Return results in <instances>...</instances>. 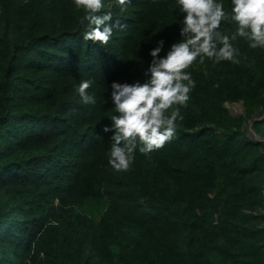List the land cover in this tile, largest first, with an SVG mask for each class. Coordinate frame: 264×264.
<instances>
[{
  "label": "trees",
  "instance_id": "trees-1",
  "mask_svg": "<svg viewBox=\"0 0 264 264\" xmlns=\"http://www.w3.org/2000/svg\"><path fill=\"white\" fill-rule=\"evenodd\" d=\"M105 2L106 45L84 38L73 0H0V264H264V141L245 128L264 108V48L238 37V62H194L174 138L117 171L109 85L144 79L181 20L175 0ZM89 78L96 104L77 91ZM252 125L263 138L264 119ZM89 201L101 219L78 213Z\"/></svg>",
  "mask_w": 264,
  "mask_h": 264
},
{
  "label": "clouds",
  "instance_id": "clouds-1",
  "mask_svg": "<svg viewBox=\"0 0 264 264\" xmlns=\"http://www.w3.org/2000/svg\"><path fill=\"white\" fill-rule=\"evenodd\" d=\"M123 10L131 0H109ZM175 0L181 24L180 39L165 48L159 39L149 51L151 60L143 69L144 79L113 80L107 98L114 106L103 133H111L108 163L113 169L129 170L139 151L149 154L162 148L177 133L178 120H183L182 106H187L196 80L187 71L194 62L207 59L239 61L238 37L248 40L251 48H264V0ZM83 9L88 21L83 36L86 40L108 44L113 36V12L105 0H73ZM233 24L227 31L223 22ZM92 79H82L76 86L85 104H96L97 97L88 90Z\"/></svg>",
  "mask_w": 264,
  "mask_h": 264
},
{
  "label": "rangeland",
  "instance_id": "rangeland-1",
  "mask_svg": "<svg viewBox=\"0 0 264 264\" xmlns=\"http://www.w3.org/2000/svg\"><path fill=\"white\" fill-rule=\"evenodd\" d=\"M227 108L230 110L232 115H239L244 112V102H226ZM263 110V111H262ZM257 107L252 116L245 121V128L247 130L248 135L251 139L264 141V137H260L254 128L253 123L255 120H262L264 119V108ZM1 202V201H0ZM2 203V202H1ZM106 209V205L102 202L97 201H89L84 204L82 207L78 208V213L83 214L87 213L91 215L94 219H101ZM217 264H224L223 262L219 261Z\"/></svg>",
  "mask_w": 264,
  "mask_h": 264
}]
</instances>
